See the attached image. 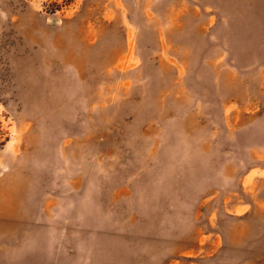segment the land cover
<instances>
[{
	"label": "rangeland",
	"instance_id": "obj_1",
	"mask_svg": "<svg viewBox=\"0 0 264 264\" xmlns=\"http://www.w3.org/2000/svg\"><path fill=\"white\" fill-rule=\"evenodd\" d=\"M0 264H264V0H0Z\"/></svg>",
	"mask_w": 264,
	"mask_h": 264
}]
</instances>
